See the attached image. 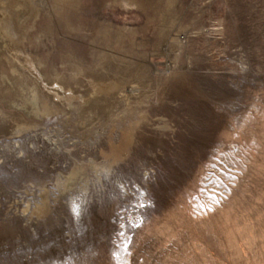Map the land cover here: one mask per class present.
Listing matches in <instances>:
<instances>
[{
  "label": "rangeland",
  "instance_id": "rangeland-1",
  "mask_svg": "<svg viewBox=\"0 0 264 264\" xmlns=\"http://www.w3.org/2000/svg\"><path fill=\"white\" fill-rule=\"evenodd\" d=\"M162 2L82 0L71 31L50 5L34 19L22 48L40 70L67 69L73 51L93 72L96 53L148 72L133 79L143 95L132 113L64 105L0 138V264H264V0H178L169 29ZM102 26L137 32L115 45L95 40ZM132 129L127 154L94 171ZM78 165L84 176L59 191ZM44 190L47 213L31 214Z\"/></svg>",
  "mask_w": 264,
  "mask_h": 264
},
{
  "label": "bare ground",
  "instance_id": "bare-ground-1",
  "mask_svg": "<svg viewBox=\"0 0 264 264\" xmlns=\"http://www.w3.org/2000/svg\"><path fill=\"white\" fill-rule=\"evenodd\" d=\"M105 1L121 6H135L142 8V11L147 7L145 0ZM81 2L82 0H0V100L6 105L5 108L0 105V138L6 134L17 135L35 127L36 124L31 117L57 113L63 110L64 105L74 107L78 113L83 112L82 115L85 114L86 117L90 113L97 112L100 115L105 112L111 120H115L120 113H114L113 109L118 108L122 110L121 113L128 114L135 111L141 102L143 91L138 87L140 84L133 79L148 72V66L144 62L138 63L131 58H118L108 53H96L93 55L95 58L93 67L96 68L93 72L86 68L75 52L71 51L64 57V63L68 64V68H62L63 71L59 72L53 70L54 68L38 69L42 65L40 58L23 50V41L32 36L29 32L35 27L34 19L38 18L40 11H48L50 5L56 16L58 14L62 17L63 26L71 31L78 28L79 24L69 20L67 14L69 9L76 8ZM177 2L178 0L162 2L165 8L159 12V20L163 28L169 29L175 22L176 9H173V6ZM43 32L44 30L37 31L33 38L39 41ZM136 32L137 30L130 28L102 26L95 40H106L110 44L121 45L124 38L132 40ZM79 78L89 79L90 89L88 88L85 95H77L78 93L76 94L71 87ZM133 83H136L137 87L133 86ZM6 92L10 94L9 98L4 96ZM74 100L80 102L75 104ZM142 118L144 116H141ZM164 127H167V124H164ZM132 139L133 129L122 133L119 145L109 142L107 152L101 151L103 164L93 166L94 171L109 169L111 165L120 161L129 151ZM84 174L85 167L78 165L62 179H56L54 186L59 191L71 188ZM46 191L43 193L41 204L36 206L31 214L44 216L47 213L49 205Z\"/></svg>",
  "mask_w": 264,
  "mask_h": 264
}]
</instances>
